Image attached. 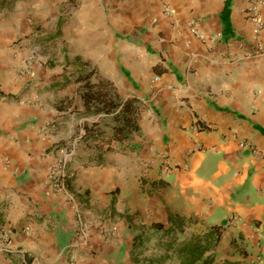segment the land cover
<instances>
[{
    "label": "crops",
    "instance_id": "obj_1",
    "mask_svg": "<svg viewBox=\"0 0 264 264\" xmlns=\"http://www.w3.org/2000/svg\"><path fill=\"white\" fill-rule=\"evenodd\" d=\"M4 1L0 240L15 252L0 264H138L135 240L153 254L200 230L214 262L264 264V26L250 0ZM52 40L60 63L31 58ZM84 74L109 100L136 98V127L122 105L94 111ZM72 146L55 191L48 169Z\"/></svg>",
    "mask_w": 264,
    "mask_h": 264
},
{
    "label": "trees",
    "instance_id": "obj_2",
    "mask_svg": "<svg viewBox=\"0 0 264 264\" xmlns=\"http://www.w3.org/2000/svg\"><path fill=\"white\" fill-rule=\"evenodd\" d=\"M89 77L90 76H88V74H84V75H80L78 78L85 80L86 81L85 85L89 88L88 90L85 91L86 101L96 102L98 100L97 102L100 103V105H96L94 107V111L110 112L115 110L119 105H122L120 109L121 112L118 114L120 116L119 118L124 120L126 126L136 127L135 120L137 119L139 113L138 104H136L135 102L136 98H130L124 103L122 102L123 104L117 102V100H113L112 98L109 100L108 97L103 95V94L108 95L107 93L103 91L99 93L97 90L95 91L92 90L93 89L92 87L94 85L90 83ZM93 98H97V99L93 100ZM118 132L120 134L123 133L120 132V130H118ZM196 236L197 237L193 236V238L180 243L178 247L174 248L175 251L180 255V264H210L212 262L213 264L237 263L230 260L214 262V257L206 253L214 245L210 244L209 242L206 243L203 241V240L209 241V239L212 238L213 234L206 233L204 236L201 235L199 236L196 235Z\"/></svg>",
    "mask_w": 264,
    "mask_h": 264
},
{
    "label": "rangeland",
    "instance_id": "obj_3",
    "mask_svg": "<svg viewBox=\"0 0 264 264\" xmlns=\"http://www.w3.org/2000/svg\"><path fill=\"white\" fill-rule=\"evenodd\" d=\"M54 10H55V8L51 10V12L49 14L50 18L47 19V23L49 26L54 25L53 15L51 14ZM12 12H13V5H11L10 2L7 3L4 0H0V26L2 24H4L6 21H8V20L10 21V19L12 18L11 15L13 14ZM4 19H6V20H4ZM35 29H36L35 31L37 33L38 32L39 33L45 32V35H48V32H46L47 29H45V28L35 27ZM56 35H58V33ZM50 39H51L50 37L49 38L46 37L45 41L46 40L49 41ZM16 42L17 41H15V43ZM53 42H54V40H52L50 43L48 42V44L46 45L47 49H45V50H44V48H42V45H40L41 43H34L33 45L37 46L38 52H34V53L30 54L31 58L33 60L37 61L38 58H36V57H37V54H39L42 57H44V60H43L44 62L42 60H39L42 64L47 63L49 66H53L56 63H60L59 46H56V45L54 46ZM2 49H4V44L2 43V41H0V51ZM1 53H2V51H1ZM4 55L1 56V60L4 59V57H7ZM46 56H47V58H45ZM20 72H21V74H23L24 72H27V70H25L23 68V71H20ZM20 72L18 71L19 74H20ZM116 100H117V102L122 103V100L119 97H117ZM203 231L204 230H200V232H197L196 235L197 234L204 235ZM146 237H147V235L145 236V238ZM172 237H173V235L169 234L168 239L163 240V244L161 246L157 245V251H154L153 254L148 253V251L146 250V247H145L146 243L144 244L145 241L149 242V240H135L136 246H134V248H135L136 252L140 255V258L138 260H136V263H138V264H167V262L170 263V262L174 261L173 257H176L179 260L180 255L175 251L174 248L178 247L180 243L187 241L191 238H188L186 240H182V239L177 240L176 237L174 239ZM191 237L193 238V236H191ZM195 237H197V236H195ZM0 239H1V237H0ZM203 241L206 243L209 242L212 245L216 244V240H209V241L203 240ZM160 248H163L165 250L164 253L161 252ZM145 251H146V253L143 254ZM156 252H158L157 254H159V255H157ZM11 254H13V253H11Z\"/></svg>",
    "mask_w": 264,
    "mask_h": 264
},
{
    "label": "built area",
    "instance_id": "obj_4",
    "mask_svg": "<svg viewBox=\"0 0 264 264\" xmlns=\"http://www.w3.org/2000/svg\"><path fill=\"white\" fill-rule=\"evenodd\" d=\"M264 5V0H250L247 13L254 23L257 31L261 30L264 26V20L261 14V8ZM171 8L169 6L165 7V12L170 14ZM200 37H204L203 34L195 31ZM31 60V59H30ZM53 127L55 122L50 123ZM242 146H247L252 151V158H257L260 156V151L253 145L246 142H241ZM75 152V147L72 146L69 150H62L60 152L59 158L49 167L45 182L49 184L55 191H64L68 185V180L70 179V174L72 173L69 165L73 159ZM72 175V174H71ZM0 250L3 253L11 254L15 252L14 248L9 243V240H0Z\"/></svg>",
    "mask_w": 264,
    "mask_h": 264
}]
</instances>
